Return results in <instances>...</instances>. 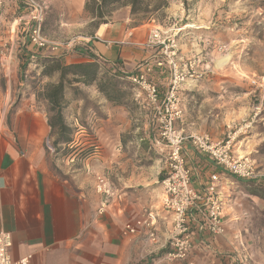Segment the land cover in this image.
<instances>
[{
	"label": "crops",
	"instance_id": "crops-1",
	"mask_svg": "<svg viewBox=\"0 0 264 264\" xmlns=\"http://www.w3.org/2000/svg\"><path fill=\"white\" fill-rule=\"evenodd\" d=\"M45 2L49 7L47 19L54 15L63 31L67 18L72 21L81 16L83 24L93 21L85 11L86 0ZM25 13L22 0H6L0 17V232L11 237V261L30 257L29 264H259L252 260L242 236L243 213L248 210L240 192H236L238 182L189 141L184 142L182 153L193 187L204 189L213 174L221 180L220 188L226 193V232L211 236L195 222L189 256L168 262L165 257L171 221L161 210L158 184L165 170L164 160L157 154L154 159L148 158L147 164L125 158V174L100 152L81 164L59 160L45 146V140L50 139L52 144L54 137L50 135L47 112L37 103V97L31 94L13 106L15 55L20 46L27 43L26 50L31 54H51L66 65L96 59L127 77L141 64H155L153 51L145 46L148 26L133 24L129 11L124 9L109 22L98 25L90 36L80 38L73 48L57 38L52 42L58 46L56 51L39 52L26 41L24 27L28 24L16 22ZM151 79L161 94L171 83L163 67H154ZM235 82L227 78L186 79L179 87L183 116L175 126L186 135L206 134L215 142L224 139L241 111L240 97L225 93L223 88ZM96 91L93 97L97 105L108 104ZM131 100L141 108L134 113L125 107V115H133L137 122L125 128L129 132L125 133V146L129 144L142 153L146 148L154 151L157 131L153 118L144 109L141 94ZM94 120L99 121L96 117ZM254 134L241 140L242 154H251L261 141ZM69 146L78 145L71 142ZM101 149L107 151L111 146L101 145ZM96 175L107 176L117 195L103 216L97 215ZM149 210L158 215L155 244L147 241L142 232L122 235L123 225L136 222Z\"/></svg>",
	"mask_w": 264,
	"mask_h": 264
},
{
	"label": "rangeland",
	"instance_id": "rangeland-1",
	"mask_svg": "<svg viewBox=\"0 0 264 264\" xmlns=\"http://www.w3.org/2000/svg\"><path fill=\"white\" fill-rule=\"evenodd\" d=\"M124 9L129 11L133 24L147 25L150 31L158 29L173 39L174 48H148L153 51V62L162 63L168 78L173 74L168 64L172 61L185 79L209 77L236 81L223 87L225 93L240 97V116L236 114L235 126L229 129L230 133H236L233 151L238 156L252 159L257 173L254 181L234 179L238 182L236 192H240L248 210L243 213L242 236L247 241L252 260L264 264V83L261 82L264 78V0H106V6L102 8L103 20L109 22L117 11ZM47 17L42 26L44 36L50 42L60 38L70 48L95 29L93 21L83 24V17L75 16L72 21L67 18V28L63 31L54 15ZM20 48L22 46L15 55L17 84L13 106L34 94L37 103L47 111L41 95L43 87L56 75L41 79L39 68L29 65L23 70ZM130 85L126 79L118 85L117 91L122 93L118 104L97 105L93 86L81 87L82 94L75 95L81 98L79 101L75 102L73 96H69L63 108L64 121L72 130V142L78 146L65 147L56 158L81 164L95 152H100L114 161L113 165L124 174L125 158L145 164L148 158H156L155 151L149 148L142 153L129 144L125 146V133H129L125 128H132L137 123L133 115H125V107L134 113L141 108L131 100L139 92L130 90ZM94 117L99 121L95 122ZM254 133L261 141L251 154H242V139H249ZM101 145H109L111 149L105 151Z\"/></svg>",
	"mask_w": 264,
	"mask_h": 264
},
{
	"label": "built area",
	"instance_id": "built-area-1",
	"mask_svg": "<svg viewBox=\"0 0 264 264\" xmlns=\"http://www.w3.org/2000/svg\"><path fill=\"white\" fill-rule=\"evenodd\" d=\"M6 0H0V17ZM26 13L17 18V23L26 22V41L37 51L54 52L57 45L50 42L42 32V26L49 11L45 0H22ZM167 43V45H166ZM169 44V45H168ZM174 41L158 29L149 32L145 46L147 48L162 47L165 50L174 48ZM166 53V52H165ZM3 56V55H2ZM173 74L171 83L164 94H161L151 79L154 67L161 68L160 62L141 64L135 73L124 77L141 94L143 107L153 118L157 136L153 142L154 151L165 163V170L160 179L161 210L171 221L168 240L169 251L166 261L185 260L192 251V226L196 222L198 228L211 236L225 234L224 205L226 193L221 190V180L217 174L209 178L208 184L202 190L192 185L191 172L182 153L183 144L190 145L203 155L208 156L213 163L228 176L240 181L257 179L255 164L247 156H238L233 151L236 133H228L220 141H212L206 134H185L175 124L182 119L183 109L179 93L180 85L186 80L178 72L177 65L169 61ZM264 83V78L261 79ZM252 84H256L254 81ZM47 150L53 152L50 141L45 140ZM94 191L99 198L97 215L103 216L109 205L117 198L116 192L104 175L94 178ZM197 219H196V218ZM158 215L154 211H146L139 220L125 224L122 235L130 236L142 232L146 240L156 243ZM11 237L0 232V264H29L30 257H25L13 263L9 256Z\"/></svg>",
	"mask_w": 264,
	"mask_h": 264
},
{
	"label": "trees",
	"instance_id": "trees-1",
	"mask_svg": "<svg viewBox=\"0 0 264 264\" xmlns=\"http://www.w3.org/2000/svg\"><path fill=\"white\" fill-rule=\"evenodd\" d=\"M90 3L93 4L92 7ZM104 6H106V0H90L85 3V11L92 17L95 28L100 24L107 23L102 16ZM75 48L78 51L79 47L75 46ZM20 50L22 53L20 57L24 58L21 65L23 70L29 65L37 67L40 70L41 79L56 75L54 82L51 81L43 87L41 96L46 103L50 135L54 137L51 147L57 157L62 147L65 148L72 142V130L64 121L65 100L69 96H73L75 102L79 101L81 98L78 99L76 96L82 94L81 87L93 86L108 102L118 104L122 93L117 91V87L122 81H125L124 76L107 66V63H100L96 59L92 62L66 65L61 62L60 58L53 57L51 54L44 56L30 54L26 50V44ZM129 89L136 90L133 85H130ZM58 146L60 148H57Z\"/></svg>",
	"mask_w": 264,
	"mask_h": 264
},
{
	"label": "bare ground",
	"instance_id": "bare-ground-1",
	"mask_svg": "<svg viewBox=\"0 0 264 264\" xmlns=\"http://www.w3.org/2000/svg\"><path fill=\"white\" fill-rule=\"evenodd\" d=\"M189 27V26H188Z\"/></svg>",
	"mask_w": 264,
	"mask_h": 264
}]
</instances>
